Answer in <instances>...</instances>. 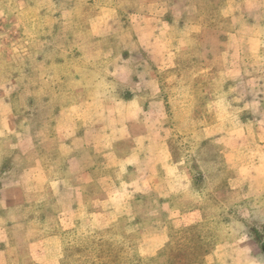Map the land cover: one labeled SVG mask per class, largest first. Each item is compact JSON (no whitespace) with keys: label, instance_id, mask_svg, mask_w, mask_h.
I'll return each instance as SVG.
<instances>
[{"label":"crops","instance_id":"crops-1","mask_svg":"<svg viewBox=\"0 0 264 264\" xmlns=\"http://www.w3.org/2000/svg\"><path fill=\"white\" fill-rule=\"evenodd\" d=\"M214 1L126 0L100 9L91 36L105 42L108 74L124 91L66 107L47 133L16 132L13 119L2 117L3 131L17 137L19 157L3 161L0 171V264H63L66 240L88 232L139 236L150 258L172 230L212 220L214 202L242 206L237 214L250 223V201H264V0H219L230 30L213 71L222 73L221 91L210 98L211 122L200 133L221 146L225 197L194 192L173 160L159 96L161 75L190 53L189 38L207 22L197 7ZM220 180L212 179L215 186ZM222 223L218 234L228 239L216 244L208 264H264L249 234L235 236Z\"/></svg>","mask_w":264,"mask_h":264},{"label":"rangeland","instance_id":"rangeland-1","mask_svg":"<svg viewBox=\"0 0 264 264\" xmlns=\"http://www.w3.org/2000/svg\"><path fill=\"white\" fill-rule=\"evenodd\" d=\"M121 1L126 0H0V171L19 157L14 149L17 137L3 131L2 117L13 119L16 132L47 133L54 114L63 108L83 98L124 91L108 74L105 42L93 40L90 28L100 9L114 8ZM214 5L216 17L220 1ZM126 10L123 6L120 16L125 18ZM229 30L226 22L204 24L203 31L188 41L191 54L181 55L176 69L161 75L159 95L166 107L164 126L170 131L173 160L182 165L194 192L209 194L212 189L218 199L228 192L221 146L203 141L200 129L211 122L207 105L221 91L222 73L213 71ZM216 176L221 180L215 186ZM213 206L212 220L201 227L172 230L153 258L142 254L139 236L88 232L66 241L70 256L67 260L65 254L63 264H208L207 256L216 244L228 239L218 234L224 220L233 226L235 236L249 234L264 258V201H250V223L237 214L242 206L234 204L229 210L220 202Z\"/></svg>","mask_w":264,"mask_h":264},{"label":"trees","instance_id":"trees-1","mask_svg":"<svg viewBox=\"0 0 264 264\" xmlns=\"http://www.w3.org/2000/svg\"><path fill=\"white\" fill-rule=\"evenodd\" d=\"M204 7H197V12H198V14L199 15H208V19L206 20L207 22H204L203 24H200L199 26L200 27H202V31H203V25L204 24H211V23H221V22H226V20L224 19V18H222L221 16H220V9H219V11H218V14L217 13H215L216 14V17L214 16V15H212V12L214 11L213 9H214V7H210L211 9V11L209 12V13H203L202 12V10H204L203 9ZM205 8H209V7H205ZM215 17V18H214ZM226 24L228 25V23L226 22ZM193 36L194 35H192L190 38H189V40L191 39V38H193ZM70 106V105H69ZM68 107V106H67ZM64 109V108H63ZM62 109V110H63ZM61 111V110H60ZM58 113V112H57ZM56 114H54V116H55ZM54 118V117H53ZM52 125H53V119H52V122H51V128H52ZM49 131H51V130H49ZM67 241V240H66ZM66 245H68L67 243H66ZM66 248V247H65ZM65 248H64V256H65V254H66V257H67V260H68V258H69V256H70V254L69 253H67V252H65ZM163 248V247H162ZM162 248L157 252V254L155 255V256H157L159 253H160V251L162 250ZM155 256H153V257H155ZM153 257H150V258H153ZM64 261V260H63ZM110 264V263H109Z\"/></svg>","mask_w":264,"mask_h":264}]
</instances>
